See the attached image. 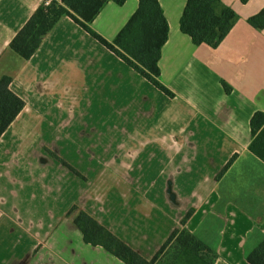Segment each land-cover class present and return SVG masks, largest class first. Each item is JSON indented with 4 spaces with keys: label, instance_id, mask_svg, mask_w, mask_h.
Wrapping results in <instances>:
<instances>
[{
    "label": "crops",
    "instance_id": "crops-1",
    "mask_svg": "<svg viewBox=\"0 0 264 264\" xmlns=\"http://www.w3.org/2000/svg\"><path fill=\"white\" fill-rule=\"evenodd\" d=\"M186 1L158 0L168 24V38L158 62L159 81L173 94L169 98L67 17L55 26L31 59H21L9 49V44L43 1L0 0V78L10 77L11 90L25 102L24 109L0 138V264H123L103 249L84 243L80 230L73 224L74 214L69 216L75 204V214L78 210L88 213L146 259L155 255L169 234L184 227L217 254L214 264H247L246 254L264 238V163L248 150L251 117L258 111L264 113V30H255L247 19L264 9V0H250L244 5L239 0H222L238 18L216 49L196 46L180 31ZM137 7V0H126L122 6L108 2L90 28L112 42ZM95 45L130 72L124 75ZM90 50L100 53L103 59L91 61ZM14 55L26 63L22 65ZM103 61L106 63L100 64ZM86 62L94 63L89 67L97 71L95 82L111 83L115 93L132 95L134 88L139 91L132 95L138 99L126 98L130 110L134 107L135 114L141 115V124L145 121L140 138L129 132L121 143L118 135L115 150L120 148V152L124 146L131 157L132 146L149 147L157 143L161 152L169 150L166 153L172 155L176 170L175 176L164 179H182L181 175L190 170L192 175L185 187L183 182L172 185L168 181L166 185L165 180L161 187L145 186L142 183L145 177L139 175L140 186L117 187L116 180L111 179L112 187L93 189L82 176L86 180L81 178L74 204L68 203L67 188L58 190V186L55 191L59 198L53 204L51 196H42L39 191L36 196V190L19 186L21 170L47 178L48 173H43L47 164L54 170L58 168L42 152L31 151L32 143L22 144L28 135L22 137L17 128L30 112L27 104L36 105L51 97L61 88V77L71 71L77 73L78 67ZM24 67H28L26 71ZM22 117L24 120L16 126ZM126 120L133 131V119ZM154 128L161 132L159 139ZM130 141L137 144L128 146ZM40 146L56 150L55 139ZM96 146L100 151V144ZM118 156L114 153L107 160L116 163ZM233 157L229 168L216 177ZM98 160L92 157L90 162ZM182 163L186 166L181 170L178 166ZM237 165L252 177L246 181L244 192L238 193L240 197L243 194L242 198L249 192L256 195V203L249 208L239 205L232 197L231 187L225 186ZM130 170L128 184L133 178ZM106 173L109 180L110 175L116 177L113 171ZM108 192L118 196L121 203L107 201ZM188 212L191 214L182 225ZM155 219L162 225L151 224Z\"/></svg>",
    "mask_w": 264,
    "mask_h": 264
},
{
    "label": "trees",
    "instance_id": "trees-1",
    "mask_svg": "<svg viewBox=\"0 0 264 264\" xmlns=\"http://www.w3.org/2000/svg\"><path fill=\"white\" fill-rule=\"evenodd\" d=\"M26 23L16 33L9 49L21 59L35 55L44 39L67 17L99 45L167 97L173 94L159 81L158 62L168 38V24L158 0H137L138 7L112 42L91 30L90 24L108 2L122 6L126 0H42ZM247 4L250 0H239ZM237 14L222 0H187L179 21L180 31L196 46L216 49L237 21ZM255 30H264V9L247 19ZM226 92L229 87L223 83ZM25 102L11 90V78H0V138L19 116ZM251 143L248 147L264 163V113L258 111L250 120ZM222 169L223 174L234 161ZM69 211V216L73 211ZM191 212H188L182 221ZM73 224L84 243L99 247L123 264H214L217 254L184 227L175 229L155 255L146 259L103 227L88 213L78 210ZM247 264H264V238L246 254Z\"/></svg>",
    "mask_w": 264,
    "mask_h": 264
},
{
    "label": "rangeland",
    "instance_id": "rangeland-1",
    "mask_svg": "<svg viewBox=\"0 0 264 264\" xmlns=\"http://www.w3.org/2000/svg\"><path fill=\"white\" fill-rule=\"evenodd\" d=\"M96 47H98L97 51L99 52L101 50V54L102 52L106 54L107 58H109L117 68H121L124 71V75L130 72H126L125 70H128L127 67L116 60L111 54L106 53L99 45ZM97 51H88V57L92 58L91 61L95 62L98 59L99 61L103 59V56ZM15 58L18 57L15 56ZM107 58L104 57V60ZM18 60L22 65L26 63L20 58H18ZM87 62L83 63V67H78L77 73L71 71L69 72L70 76L63 75V77H61V88L51 97L40 100L36 105L30 104V102L27 104L28 107H30V112L24 115L26 116L25 121L17 128L18 132L23 135L22 137L26 138L28 135L26 139H22V144L28 146L32 143L33 146L31 151L35 153L42 152L41 154H45L44 156L53 160L54 166L58 168L54 170L47 164V167L45 166L46 169L43 170L44 175L46 172L48 173L47 178H43L37 173L36 175H31L29 171L21 170L19 186L27 188V190H36V196L38 195V191L42 196H51L53 204L56 202L57 198H59L58 192L55 191L57 189L59 190V187L63 190L67 188L68 203L74 204V201H76V192L80 187L81 181H83L81 179L83 178L82 176L87 179L86 182L89 181L88 186H92L93 189L101 186L103 189L112 187L111 179L116 180L114 182L117 187L128 185L140 186L139 175L145 177V179H142V183L144 181L145 186H153L155 184L154 186L161 187L165 180L166 185L168 181L172 183V185H175V183L179 185L180 182H183L185 187V182L188 181L187 178H189L192 173L188 170L181 175L182 179H164L166 176H175L176 170L174 169L175 165L172 155L166 153L169 150L161 152L160 146L157 143H154L157 147L152 144L149 145V147H141L136 145L137 142L130 141L128 146L132 144L136 145L131 147L133 151L131 157H128V149L123 148L124 146H121L120 152V148L115 150L114 142L118 135L119 139H121V143H123V139L126 138L129 132H135L132 136L137 139L140 138V128L145 125V121L141 124V115L135 114L134 107L130 110V103L128 100L132 99L133 101L138 99L132 95L139 93V91L134 88V94L132 95L128 94V92L126 94H118L115 93L116 90L111 87V83L95 82V79L98 78L96 74L97 71L89 67L94 63H89L88 65ZM103 63L106 62H100V64ZM27 68L28 67H24L23 70L26 71ZM102 74L104 73L103 67L101 66L100 75ZM103 77L105 78V75ZM142 91L143 89L141 92ZM32 93L35 95L34 92ZM32 93L30 95H32ZM128 110L130 111L127 113ZM126 118L129 119V121L133 119L134 129L136 128L135 131L134 129L132 131V124L130 122L127 123ZM143 118L145 119L144 116ZM23 120V117L19 118L16 126ZM99 126L101 128L100 130L97 129ZM15 129L14 127V130ZM154 129L156 130H153L156 134V139H159L158 135H160L161 132H159L160 130L157 128ZM53 138L56 142V150L52 147L40 146V144H47ZM177 142L179 143L178 140ZM97 144H100V151L96 146ZM134 151L137 152L135 156ZM114 153L119 156L116 163H111L107 159ZM124 154H126V156H124ZM92 157L94 159L98 157V164L96 162H90V160L92 161ZM181 160H184L182 156ZM131 166L135 167L132 168ZM185 166L186 165L182 163L178 168L182 170ZM187 167L192 169L189 165H187ZM129 168L131 169L129 172H132L129 173V175H133V178L130 179L131 184L127 183V180H129L127 177ZM109 170L110 173L113 171L116 175V177L110 175V180L106 173ZM55 172H57V174L54 175ZM134 172L139 173L134 174ZM220 172L221 171L216 173V177H219ZM251 179V174H248L247 171H242L240 165H237L232 173L228 175L226 185L224 184L227 187H231L233 190L231 194L234 200L239 205L242 204L247 208L252 206L253 203H256V195L249 192L246 196L244 195V199L242 198L243 194L240 197L238 193L244 192V189L247 187V182ZM55 183L56 186L54 185ZM19 186L17 185V187ZM57 186L58 188L55 189ZM51 190L54 192L53 194ZM27 192V195H29L30 191ZM103 194H105V192ZM106 196L107 201L109 199L114 204L121 203V201H119L120 198L116 195H111V193L108 192ZM73 207H76V204L73 205L71 209ZM72 213L74 216L76 215L75 212ZM151 224L162 225L161 222L156 219ZM168 236H170V234Z\"/></svg>",
    "mask_w": 264,
    "mask_h": 264
},
{
    "label": "flooded vegetation",
    "instance_id": "flooded-vegetation-1",
    "mask_svg": "<svg viewBox=\"0 0 264 264\" xmlns=\"http://www.w3.org/2000/svg\"><path fill=\"white\" fill-rule=\"evenodd\" d=\"M50 154H52V153H50ZM53 155V154H52ZM53 156H55V155H53ZM77 208V207H76ZM77 210V209H76ZM74 212V211H73Z\"/></svg>",
    "mask_w": 264,
    "mask_h": 264
}]
</instances>
